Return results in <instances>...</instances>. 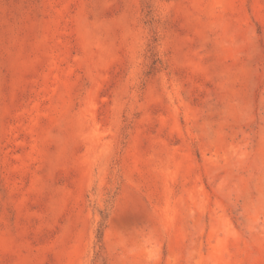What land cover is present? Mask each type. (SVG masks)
Returning a JSON list of instances; mask_svg holds the SVG:
<instances>
[{"label": "rangeland", "instance_id": "obj_1", "mask_svg": "<svg viewBox=\"0 0 264 264\" xmlns=\"http://www.w3.org/2000/svg\"><path fill=\"white\" fill-rule=\"evenodd\" d=\"M0 264H264V0H0Z\"/></svg>", "mask_w": 264, "mask_h": 264}]
</instances>
